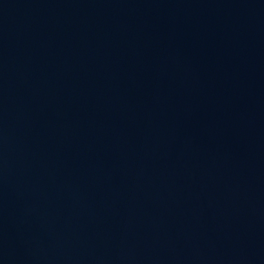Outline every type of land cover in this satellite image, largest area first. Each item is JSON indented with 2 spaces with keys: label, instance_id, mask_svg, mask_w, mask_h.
<instances>
[{
  "label": "water",
  "instance_id": "1",
  "mask_svg": "<svg viewBox=\"0 0 264 264\" xmlns=\"http://www.w3.org/2000/svg\"><path fill=\"white\" fill-rule=\"evenodd\" d=\"M0 264H264V0H0Z\"/></svg>",
  "mask_w": 264,
  "mask_h": 264
}]
</instances>
